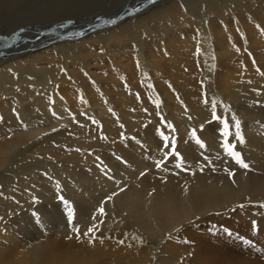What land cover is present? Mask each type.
I'll return each instance as SVG.
<instances>
[{"label": "bare ground", "instance_id": "1", "mask_svg": "<svg viewBox=\"0 0 264 264\" xmlns=\"http://www.w3.org/2000/svg\"><path fill=\"white\" fill-rule=\"evenodd\" d=\"M150 1L0 0V44L19 28L47 32L57 23L53 39L24 32L16 36L14 49L0 54L1 189L31 190L28 183L40 177L41 171L58 167L71 175L68 179L75 191L84 186L80 202L90 213L103 198L117 191L122 195L115 203L120 216L104 219L105 236L99 237L93 228L86 237V249L67 240L64 226L57 234L55 230L56 236L52 234L47 224L54 225L60 212L48 186L37 184L46 204L38 208L44 211L40 225L30 214L37 205L32 206L29 197L18 200V207L11 210L8 202L0 209V264H261L219 247L220 233L212 238L199 232L209 228L208 223L228 226L233 219L243 220L230 214L231 206L245 203L247 196L254 202L264 199V178L255 176L261 172L251 174L253 181L235 180L239 186L235 198L229 192L235 184L227 180L173 178L162 171V182L148 184L159 178L151 172L163 169L161 158L141 161L125 148L127 140H121L113 128L109 135V118L101 123L104 137L114 136L103 137L107 145L93 144L95 155L79 165L85 144L79 130L94 126L90 117L96 116V109H100L99 116H105L101 105L107 101L122 111L128 103L138 108L134 122L150 121L144 109L149 95L144 93L151 92L170 98L174 91H183L184 106L193 103L201 112L204 97L209 116L213 112L219 118L238 115L243 138L254 144L264 141V127L252 123L264 115V0H156V5L137 15L124 12L128 2L140 11ZM102 18L108 29L100 26ZM66 19L72 23L60 24ZM84 35L68 42L69 36ZM43 45L45 50H36L40 54L23 53ZM58 136L73 141L71 148L80 149H75L79 155L61 156L55 166L51 161L59 151L49 143ZM118 152L126 158L121 165L116 164ZM99 167L102 176L93 170ZM104 176L113 182L107 185ZM139 210L146 216L153 213L158 221L155 231L142 221L145 216L141 218ZM257 211L264 213V207ZM118 233L127 236V241L122 242ZM157 234H171L174 239L165 238L154 252L149 245Z\"/></svg>", "mask_w": 264, "mask_h": 264}, {"label": "rangeland", "instance_id": "2", "mask_svg": "<svg viewBox=\"0 0 264 264\" xmlns=\"http://www.w3.org/2000/svg\"><path fill=\"white\" fill-rule=\"evenodd\" d=\"M153 5H156V0H151L143 7V9H141L140 11H136V7H132V5H130V2H128L126 4V7L129 8L125 9L124 12H130L129 15L133 16L137 15L138 12H142ZM107 14L109 16L110 13ZM103 19L104 18L99 19L102 20L100 21V26H103L102 28L105 27L108 29L109 26L107 25V21L105 22L103 21ZM76 20H78V18L73 19V21ZM94 22H96V20H94L93 23ZM108 22L111 21L108 20ZM71 23L72 20L66 19V21L61 22L60 24L70 25ZM93 23H89V25L91 26ZM56 25L57 23L54 24L47 32L53 31L55 29L54 26ZM94 31L96 32L97 30L94 29ZM24 32H28L36 36H41L43 37V39H53L54 36H48L47 34L49 33H47L46 31L34 30L29 27H22L17 29L9 39V41L15 39V42L8 45H6L5 43L0 44V54L10 49H14L15 46L18 44L19 36H21V34ZM95 32L91 31L90 33ZM16 36H18V38H16ZM85 36L86 35L77 36L76 38H74L73 36H69L68 42H77L75 40L81 39ZM60 42L63 41L60 40ZM66 42L67 41H64V43ZM48 43H50V41ZM36 50H45V45L39 48L31 49V52L25 51L23 53L40 54V51L36 52ZM200 76L203 77L202 74H200ZM167 78L168 81L172 80L169 76ZM139 81H141V79H139L138 82ZM119 83L127 86V84H125V80H123L122 78H119ZM136 84L137 83H135L134 85ZM147 89L150 90L149 88ZM144 95H149V99L144 103V109L145 114L150 119V121L140 120V123L134 122L133 116L136 115V111L138 108L136 107L134 109L128 103L126 104V111H122L121 109L117 108L111 101H107L108 103L106 102L101 105V107H104L106 109L105 111H102L104 114H106L105 116H102L101 114L99 116L98 113H100V109H96L97 112H95V115H98V117L93 115L90 117V119H93L92 122L94 126H82L81 130H79L82 139L84 138L81 141L85 143L82 146L83 153L80 152L82 155L81 159L83 161L80 160L79 165L82 162L85 163L86 157H91L95 155V150L92 147L93 144L107 145V143L103 139L105 129L103 128L101 123L104 121L105 118H109L107 132L109 133L110 129L113 128L115 132L119 133L117 134V136L121 135L123 137L121 138V140H127V145L125 148L134 151L136 153V156L141 161L149 162L150 160L158 158V156L161 158L163 169H158L159 173L161 174L158 173V170L154 174L153 172L148 170L149 175H151L152 173V175H155L156 178L159 177L160 180L159 178L153 181L149 180L148 184H156L162 182L163 173L170 174L173 178H179V175H183L184 177L188 178V180L190 178H197L202 181L214 180L217 182H223L227 180V182H229L231 186L235 184V180H255V178L251 176L253 172H261V174H255V176H261V178H264V141L260 142L259 144H254L251 141L243 138L244 142L240 143L239 140L236 138V132L239 131V133L242 135L243 125L241 124L239 120L240 117L238 115L233 116L230 114H226L225 117L221 119H213V116H209V112H207V109H209V107L204 97L200 100V108L202 112L199 111L193 103H189L184 106L183 91H174L170 98H167L162 94L157 96L152 92L150 94L144 93ZM134 98L138 99V96L134 94ZM218 103L219 102H213L214 105ZM98 107L100 106L98 105ZM8 110L12 111L11 105L9 106ZM99 120L100 123L97 122ZM225 120L228 121V136L223 135ZM237 121H239V129L235 127ZM82 123L84 122L81 121V124ZM252 123L257 126L264 127V115L253 119ZM138 125L142 126V128L135 129L134 127ZM149 132L154 135V138L151 137ZM193 132H195V136H193ZM10 136L13 137V133ZM112 136L108 138H112ZM52 140L53 142L57 141V143L50 142L49 147L52 150L59 151V154L55 155V159L51 161L55 166H57V164L61 160V156L73 155L74 152V154L79 155L77 150H75L80 149L79 147H75L74 149L71 148V142L73 141L62 139V136H58L56 138H53ZM197 140L203 143V147H206H201V144L197 143ZM225 140H227L230 144L235 145L234 150L240 153L241 158L246 164H248V168L241 167L239 164L236 163L235 159L232 156L227 154L225 148L223 147ZM165 147H167V149H165ZM43 150L46 149L43 147ZM150 151H157L158 155H156L155 153V156L154 154H151ZM114 154H117V152L114 151ZM118 154L121 153L118 152ZM146 155L152 157L155 156L156 158H149L147 160ZM36 156L41 158L40 155ZM122 156L123 154L119 156L120 158L118 157L116 159V164H120L122 159H126L124 156ZM47 158H50V156L47 155ZM182 163H184L186 166L180 168L176 167L177 164L180 165ZM57 168H53L52 170L49 169L47 171H41L39 173L40 177L34 179L31 183H28L31 190H25L24 192H20L15 188L6 186L7 188L5 187V189H12L11 191H7L3 188L1 189L0 186V209H3V205L9 206V204H11L9 206L10 208H8L9 210H11L13 206L18 207V200H21L24 197H29V203L32 206L37 205L35 209L31 210L30 214L33 217V221L39 224L41 218L40 216L44 212L40 209L46 204L43 202V193L39 189L37 184L43 183L48 186L50 194L54 197L57 210L60 212L59 219L54 222V225L47 224L49 229L53 228L52 230H50L52 231V234L56 236L57 232L60 230L59 228L61 226H64L65 231L67 233V237L65 233V237L67 238V240L73 239L78 244H81V246H84L86 249H89V242L86 241V237L91 235V232H89L88 230L90 228H95L99 237L106 235V229L103 228L104 219L107 217L113 218L120 216V214H118L116 210L115 203L121 200L122 195L120 194V192L117 191L111 194L110 197L103 198L99 202L97 209L90 213L89 210L85 208V203L80 202L81 194L84 190H86L84 186L81 184L80 186L75 187L77 189L75 191L73 189L72 181L68 179V177H71V175L68 174L66 176L61 170H57ZM100 169L101 167L93 169L98 176L103 175L100 173ZM104 179H107V185L113 182L110 177L104 176ZM14 181L17 182L16 179ZM235 186H237V184H235ZM235 186H233L234 191H229L231 193L234 192L233 198H235L236 196L235 190H237L239 187L237 186V188H235ZM127 191L129 192L131 190L127 189ZM46 195L48 197V194ZM132 199L134 201V198ZM1 201L3 202L1 203ZM64 201H67L68 205H66ZM87 204L89 205V207H91V203L87 202ZM261 205H264V199L254 202L250 201L249 197L247 196L245 203H240L239 201H237L231 206V208L234 210L230 214L236 213V215L243 218V220L233 219L230 221V224L228 226H220L218 223H208L206 225L209 228L200 230L199 232L212 238L215 237L216 233H220L218 237L221 238L222 243L218 244L219 247H223L224 250L228 253L232 251L231 254H237V257L239 256L248 258L249 256H251L255 258V260L259 263L264 264V213L262 212L263 214H261L259 211H257V209L259 210L261 208ZM69 206L73 207L71 208V221L69 220ZM49 208L51 211H53L52 204L49 205ZM100 208H103L104 210L103 215L99 211ZM223 208L224 207H222L220 210H224ZM138 214L141 218L145 216L142 221H144L152 231H155V228H157L158 225V221L155 216H151V214L153 213L146 216L142 213V211L139 210ZM219 215L222 216V214ZM47 218H50V215H48ZM121 220H123V218H121ZM253 222H255V225ZM217 229L219 231H217ZM220 229L222 231H220ZM38 230L40 231V226L37 227V231ZM55 230L56 234H54ZM127 231L132 232L134 230L129 229ZM235 232H239L242 235ZM35 233H31L33 234L32 236L36 235ZM234 233L236 235V239L230 236V234ZM117 235H121V233H118ZM165 238L174 239L171 234H157L156 237L152 239L151 242L153 244L149 245V248L156 252L157 248L161 246V243L164 241ZM251 238L258 244L254 245L251 241ZM121 240L122 242H126L127 236L121 235ZM249 241L251 243H249ZM36 243L33 244L35 245ZM246 243L250 246H245L244 250L243 245ZM251 246H255L256 250H254L255 248Z\"/></svg>", "mask_w": 264, "mask_h": 264}, {"label": "snow or ice", "instance_id": "3", "mask_svg": "<svg viewBox=\"0 0 264 264\" xmlns=\"http://www.w3.org/2000/svg\"><path fill=\"white\" fill-rule=\"evenodd\" d=\"M213 119H219V117L216 116L215 112H213ZM235 127L237 129H239V121L236 122ZM223 135L224 136H228L229 135V132H228V121H226V120L224 121V132H223ZM193 136H195V132H193ZM236 138L239 140L240 143H243L244 142L243 136L239 133V131L236 132ZM197 143L201 144V147L204 146L203 143L201 141H199V140H197ZM223 147L225 148L227 154L230 155V156H232L235 159V161H236L237 164H239L243 168H248V164H246L244 162V160L241 158L240 153L239 152H236L234 150L235 149V145H232L227 140H225V142L223 144ZM177 155H178V153H177ZM177 167H180V165L178 164ZM61 199H63V198H61ZM64 203L66 205H68V202L67 201H64ZM261 207H264V205H261ZM99 211H100V213L102 215L104 214L103 208H100ZM69 220L71 221V207L70 206H69ZM253 223L255 225V222H253ZM77 231H78V229H77ZM88 231L89 232H92L93 229L90 228ZM86 235H87V233H86ZM249 243H251V242L249 241Z\"/></svg>", "mask_w": 264, "mask_h": 264}]
</instances>
